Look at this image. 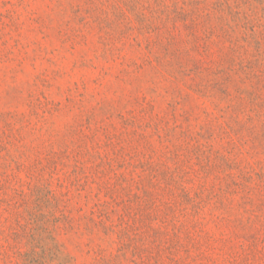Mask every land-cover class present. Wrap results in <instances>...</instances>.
<instances>
[{
    "label": "rangeland",
    "instance_id": "obj_1",
    "mask_svg": "<svg viewBox=\"0 0 264 264\" xmlns=\"http://www.w3.org/2000/svg\"><path fill=\"white\" fill-rule=\"evenodd\" d=\"M0 264H264V0H0Z\"/></svg>",
    "mask_w": 264,
    "mask_h": 264
}]
</instances>
